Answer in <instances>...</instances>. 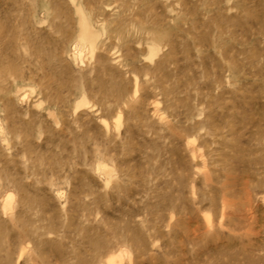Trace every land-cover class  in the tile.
<instances>
[{"label": "rangeland", "instance_id": "obj_1", "mask_svg": "<svg viewBox=\"0 0 264 264\" xmlns=\"http://www.w3.org/2000/svg\"><path fill=\"white\" fill-rule=\"evenodd\" d=\"M0 264H264V0H0Z\"/></svg>", "mask_w": 264, "mask_h": 264}, {"label": "bare ground", "instance_id": "obj_2", "mask_svg": "<svg viewBox=\"0 0 264 264\" xmlns=\"http://www.w3.org/2000/svg\"><path fill=\"white\" fill-rule=\"evenodd\" d=\"M85 41H89L88 39H90L89 38V35H88V31H84L83 32V37H82Z\"/></svg>", "mask_w": 264, "mask_h": 264}]
</instances>
